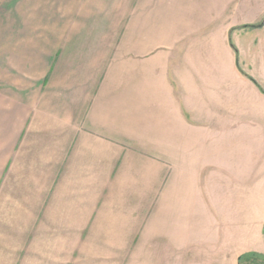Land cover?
Returning <instances> with one entry per match:
<instances>
[{
  "label": "crops",
  "instance_id": "0c3cea01",
  "mask_svg": "<svg viewBox=\"0 0 264 264\" xmlns=\"http://www.w3.org/2000/svg\"><path fill=\"white\" fill-rule=\"evenodd\" d=\"M259 2L0 0V264L33 256L52 221L68 232L81 231L83 214L97 222L99 177L113 174L120 155H158L153 168L139 160L142 175L162 176L168 165L175 194L191 202L198 191L204 198L205 170L217 168L220 246L263 238L264 247V220L244 221L235 204L253 183L239 170L242 156L264 155V89L238 63L261 82L264 57L229 42L262 19ZM243 8L257 10L237 19ZM200 201L205 215L210 203ZM170 205L171 239L183 231L195 243L198 230H210L209 214L182 221L179 202ZM236 226L257 233L229 231Z\"/></svg>",
  "mask_w": 264,
  "mask_h": 264
},
{
  "label": "rangeland",
  "instance_id": "374dc122",
  "mask_svg": "<svg viewBox=\"0 0 264 264\" xmlns=\"http://www.w3.org/2000/svg\"><path fill=\"white\" fill-rule=\"evenodd\" d=\"M259 3L261 7L264 0H260ZM255 9L243 8L240 13L235 14V17L245 20L256 12ZM259 17L261 18V15ZM260 23L263 24L235 29L229 42L236 49L237 45L247 43V49L250 50V45H252L253 51L259 54L256 56L264 57V16L257 25ZM245 66L239 63L240 70L259 88L264 89V81H257L255 77L248 74ZM256 68L260 70V65ZM218 146V144L211 145L212 156L219 154ZM156 157L158 155H145V158L143 155L118 156L113 174L99 177L97 209L99 220L95 223L94 221L87 222L83 214L80 232L62 231L60 224L52 221L50 236L44 239L45 234L42 233L39 238H36L34 255L24 256L21 264H264V247L260 245L263 238L253 241L255 245H247L244 240L236 243L232 239L225 240V246L219 244V197L221 193L219 191L220 175L217 168L212 166L205 170L201 181L198 182L204 189V198L200 196L201 191H198V199L191 202L187 201L191 196L187 195V197L186 192H179V196L175 194L176 177L171 173L168 165H164L166 169L162 176L155 175L154 170L150 169L147 170L146 176L142 175V168L138 167L139 160L142 162L143 158L146 159L147 167L153 168ZM164 158V164L166 161L169 163L170 160L166 159V156ZM226 158L227 162L237 160L240 164V157L226 155ZM131 163L135 164L130 166ZM239 170L253 183L247 186L251 189L248 191L249 195L236 200L235 204L241 210L238 213L243 216L244 221L264 220V155L249 157L243 155ZM257 176L260 178L259 181H256ZM189 181H191L190 178ZM201 199L203 203H210V208L207 209L209 212L205 210V215L196 211L200 210L196 208V204ZM176 201L180 204L178 211L180 210L179 217L182 221L187 218V213L191 214L194 210L196 216L204 220L210 216V225L212 224L210 230L205 227L198 230L199 232L196 230L199 238L196 236L194 245L191 240L182 239L185 237L183 231L179 233L180 236L184 234L182 238L179 237V240L171 239L164 234L173 231L171 223L174 215L170 204ZM161 202L167 204L162 210L160 208V211L156 212ZM85 204L87 203L84 198ZM187 205L191 207L186 208ZM144 209L147 213L142 217ZM53 215H57V212ZM95 215H97L96 212ZM139 215H142V223L138 221ZM145 229H147L146 239L144 238ZM255 229L250 227L240 229L239 227V229L231 228L229 231L255 234L257 233ZM260 229L264 233V224L260 225ZM205 231L208 233L205 234ZM142 234L143 238H140ZM157 241L161 242L158 249L155 247ZM242 251H245L241 255H244V258L240 260L239 254ZM254 255L256 256L253 257Z\"/></svg>",
  "mask_w": 264,
  "mask_h": 264
},
{
  "label": "trees",
  "instance_id": "16d2710c",
  "mask_svg": "<svg viewBox=\"0 0 264 264\" xmlns=\"http://www.w3.org/2000/svg\"><path fill=\"white\" fill-rule=\"evenodd\" d=\"M262 24H263V23H260V24L255 25V26H261ZM253 26H254V25H253ZM234 48H235V47H234ZM235 49H236V48H235ZM236 50H237V49H236ZM238 65H239V63H238ZM255 256H256V255H254L253 257H255ZM245 257H246V256H245ZM253 257H252V258H253ZM243 258H244V255L240 257V260H242ZM252 258H251V259H252Z\"/></svg>",
  "mask_w": 264,
  "mask_h": 264
}]
</instances>
